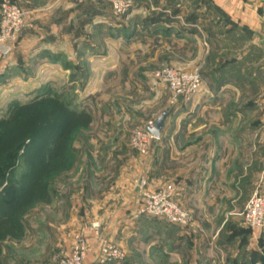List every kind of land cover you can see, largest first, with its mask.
I'll use <instances>...</instances> for the list:
<instances>
[{"label":"rangeland","instance_id":"obj_1","mask_svg":"<svg viewBox=\"0 0 264 264\" xmlns=\"http://www.w3.org/2000/svg\"><path fill=\"white\" fill-rule=\"evenodd\" d=\"M10 1L29 14L24 26L11 42L12 53L4 56L0 51L2 72L13 62L20 36L28 25L31 9L57 17L56 14L61 13L57 10L65 1L80 13H90L89 21L80 20L82 35L87 28L95 34L99 27H103V24L98 23L105 22L115 45L113 58L117 66L115 72L91 92H87V85L83 82H77L76 85L64 88L61 94L62 88L50 94L62 95L74 108L89 113L92 122L87 128L76 126L68 134L66 145L68 153L74 155L73 166L51 179L49 204L34 202L20 217L24 236L21 240L7 239L2 243V264L59 263L70 257L77 239H81L89 251L85 264H96L102 249L108 244L124 255L122 263L114 264H264V230L253 232L246 226L240 216L245 206L236 214L243 219L252 239H225L224 232L218 233L216 226L208 234L207 246H197L202 242L197 239L200 223L176 199L179 194L178 185L174 181H164L161 186L155 187L157 181L150 177L154 158L160 149L156 146L159 140L152 141L148 156L141 155L131 145L135 129L144 128L150 120L156 123L164 112H169L161 138L164 145L161 157L164 156L167 164L168 154L173 150L169 141H178L182 149L186 141L196 139L183 138L184 127L190 121L206 125L208 132L204 135L209 136L215 134L217 124L231 123L226 112L215 115L209 110V116L204 120L189 112L190 109H194V113L200 112L205 92L216 87L215 77L220 75V70H226L231 66H226V63L243 54L242 50L234 49H242L245 41L233 35L226 19L209 5H206V13L199 10L203 0H130L131 7L121 15L116 14L113 0H42L45 2L43 4H37L36 0L34 5L29 0ZM2 2L0 0V35ZM98 16L102 18L97 19ZM136 23L149 29L148 32L139 27L137 33L130 32V37L121 33L126 29L127 33ZM96 43L102 45L103 39ZM263 63L264 57H261L250 68L240 70L241 83L233 82L231 85L237 93L231 102L237 112L233 122L240 128L258 125L264 119ZM170 68L200 73L203 84L200 93L193 99V106V101L184 104L179 100L177 105L171 104L172 94L156 79L158 72ZM81 70L85 73L90 69L82 67ZM2 72L0 76L4 75ZM2 82L0 89L8 86L7 80L6 83ZM48 95L39 94L33 99L20 96L8 103L0 98V120L9 117L14 105L25 106ZM225 109L230 111L231 105ZM231 134L226 133L227 140ZM258 145L257 139L247 138L239 147L229 146L227 151L237 153L238 167H247L249 159L252 160L256 153L262 157V148ZM24 155L25 148L20 151L13 165L0 170L5 173V181L0 185V199L2 196L9 200L16 198V188L21 184L20 173L27 168ZM175 159L184 160L182 155H177ZM170 187L171 190H168ZM159 194L171 196L170 201L188 216L187 226L138 214L145 202ZM210 214L218 225L220 211ZM137 220H141L139 225L145 234L153 222L158 220L178 227L184 238L190 243L195 241L196 245L189 253H180L178 258H174L170 257L174 253L168 243L151 240L162 238L143 234V237L138 238L145 239L143 243L126 242L124 236L131 233L129 225ZM133 239L136 237L133 236ZM92 258L93 263L90 262Z\"/></svg>","mask_w":264,"mask_h":264},{"label":"crops","instance_id":"obj_2","mask_svg":"<svg viewBox=\"0 0 264 264\" xmlns=\"http://www.w3.org/2000/svg\"><path fill=\"white\" fill-rule=\"evenodd\" d=\"M35 1L29 0V3L34 5ZM43 3L45 2L37 0V4ZM201 3L199 10L206 13L208 5L214 7L217 13L226 19L233 35L236 38L242 37L246 46L244 45L242 49L233 47L234 51L242 50L243 54L226 63V66L231 65L226 70H220V75L215 77L216 87L205 92L200 112L194 113V109H190L189 112H193L192 116L195 114L197 118L201 116V119L209 116V110L215 115L226 112L231 123L217 124L215 134L209 136L204 135L208 132L206 125L190 121L184 127L183 138L196 139L186 141L182 149L178 141H169L173 150L168 154L167 164L164 156L161 157V151L164 149L162 134L156 145L161 150L156 153L150 174V177L157 181L155 187L161 186L164 181H174L178 185L179 194L176 199L200 223V234L197 238L202 240L201 243H197L200 247L206 245L209 232L216 226L218 233L224 232L225 239H252L243 219L236 213L243 210L256 190L264 193V119L260 124L256 123L258 125L240 128L233 122L237 112L231 104L237 94L234 92L236 88L231 85L233 82L241 83L240 70L250 68L258 58L264 57V0H203V4ZM57 11L61 13L58 12L57 17H54L45 14L44 11L31 9L28 25L20 36L13 62L5 72H2L3 66H0L2 68L0 72L4 73L0 76V81L6 83L7 80L8 85L0 89V98L4 99L5 103L20 96L33 99L39 94L50 95L59 88H62L61 94L64 88L76 85L77 82H83L87 85V92H91L115 72L117 66L113 58L115 45L105 22L98 23L103 24V27H99L95 34L85 26L87 30L85 29L86 31H83L85 34L82 35L80 20L89 21L90 13H80L68 1H65ZM205 18L207 20V17ZM134 27L127 32L128 35L127 29L121 33L130 37V32L137 33L140 26L136 23ZM140 29L144 32L149 30L143 27ZM100 39H103L102 45L96 43ZM82 67L90 70L83 73ZM261 67L264 68V63ZM193 104L194 101L191 106ZM229 104L231 109L227 111L225 108ZM210 107L212 109H208ZM227 132H232L229 140L226 139ZM247 138L258 140V146L262 148V157L256 153L252 160L249 159L247 167H238L237 153H229L227 148L229 146L237 148ZM177 155H182L184 160L175 159ZM219 211L221 217L218 219L219 224L216 225L210 213ZM140 221L130 223L131 233L124 236L126 242L134 241L136 244L145 242V239H138L145 234L139 225ZM146 232L145 236L162 238L151 240L157 243L162 241L171 246L174 254L170 257L178 258L180 253H189L196 245L195 241L190 243L184 238L178 227L158 220H155L151 229ZM133 236L136 239H133ZM92 260L93 258L90 259L91 263Z\"/></svg>","mask_w":264,"mask_h":264},{"label":"trees","instance_id":"obj_3","mask_svg":"<svg viewBox=\"0 0 264 264\" xmlns=\"http://www.w3.org/2000/svg\"><path fill=\"white\" fill-rule=\"evenodd\" d=\"M91 122L89 113L77 110L59 94L41 97L25 106L16 104L9 117L0 120V170L13 165L24 148L27 167L20 173L16 198L0 199V257L4 241L23 238L20 217L34 202L49 204L51 179L73 166L75 158L66 145L68 134L76 126L87 128ZM4 181L5 173L0 172V185Z\"/></svg>","mask_w":264,"mask_h":264},{"label":"built area","instance_id":"obj_4","mask_svg":"<svg viewBox=\"0 0 264 264\" xmlns=\"http://www.w3.org/2000/svg\"><path fill=\"white\" fill-rule=\"evenodd\" d=\"M86 1V0H77ZM113 6L117 15L125 13L130 7V0H113ZM28 12L20 9L10 0H3L1 4L2 34L0 35V51L2 55L8 56L13 49L11 43L16 34L21 30L27 21ZM11 43V44H10ZM156 79L161 86L169 91L173 99L172 105H177L181 100L184 104H189L200 93L202 88V78L200 73L182 72L173 68L165 69L156 74ZM155 125V121H148L144 128H137L133 131L131 145L143 156H148L152 141L155 140L149 129ZM137 151V152H138ZM171 190V187L168 189ZM170 195H154L145 206L140 209V215L151 216L158 220L166 221L170 224L187 226L188 216L170 201ZM246 226L253 232L264 230V195L256 191L246 203L243 213ZM89 256L84 242L77 239L73 246L70 257L55 264H85ZM124 255L116 247L109 244L102 249L96 264L122 263Z\"/></svg>","mask_w":264,"mask_h":264},{"label":"water","instance_id":"obj_5","mask_svg":"<svg viewBox=\"0 0 264 264\" xmlns=\"http://www.w3.org/2000/svg\"><path fill=\"white\" fill-rule=\"evenodd\" d=\"M169 116V112H164L159 119L156 121L155 125L149 129V132L151 133V135L156 138V139H160L161 135H162V131L165 127V123H166V119Z\"/></svg>","mask_w":264,"mask_h":264}]
</instances>
